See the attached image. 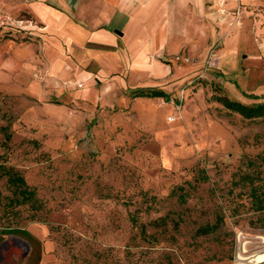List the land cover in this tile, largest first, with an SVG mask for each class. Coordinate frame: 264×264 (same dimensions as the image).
I'll list each match as a JSON object with an SVG mask.
<instances>
[{"label": "rangeland", "instance_id": "obj_1", "mask_svg": "<svg viewBox=\"0 0 264 264\" xmlns=\"http://www.w3.org/2000/svg\"><path fill=\"white\" fill-rule=\"evenodd\" d=\"M255 1L192 2L190 19L212 22L220 38H118L114 73L93 64L87 77L80 68L58 82L36 52L47 44L32 34L35 16L8 0L0 43H30L15 58H36L0 75V164L24 176L39 204H9L13 191L0 181V264H255L264 118L218 101L264 104V0ZM139 14L147 23V10ZM118 20L123 36L127 15ZM234 26L246 38L232 41ZM142 90L163 96L136 97ZM208 226L216 230L202 234Z\"/></svg>", "mask_w": 264, "mask_h": 264}, {"label": "crops", "instance_id": "obj_2", "mask_svg": "<svg viewBox=\"0 0 264 264\" xmlns=\"http://www.w3.org/2000/svg\"><path fill=\"white\" fill-rule=\"evenodd\" d=\"M19 1L22 3L21 9L29 11L37 20L31 29L32 34L43 38L47 46L42 44L39 47L36 46V52L41 58L52 60L51 77L58 82H60L59 76L80 68H83L84 77H87L92 73L89 69L93 64L100 75L108 76L114 73L116 68L108 67L107 60L109 59L108 53L117 55L118 38H157V34L162 31L165 37L170 38L171 33L175 32L181 36H187L190 30L193 32V38H220V33L213 30L212 22L199 26L196 20L190 19L188 7L195 1L197 7H203L204 0ZM7 2L8 0H0V11L10 10ZM239 3L255 5L257 1L239 0ZM141 10L148 12L147 17L145 15L144 18L142 17V20L147 23L141 24L139 16ZM243 10L246 8L243 7ZM119 15H127L128 22L122 28L123 36L118 35V30L121 28ZM233 31L234 34L230 37L232 41L236 39L241 41L246 38V33L237 27L234 26ZM142 35L144 37H141ZM221 35L230 41V38L226 37V32ZM29 44L17 43L13 40L0 43L1 79L9 77L7 74L10 72L19 74L22 71L19 68L27 60L17 61L15 56H19ZM14 53H19V55ZM111 57L114 58V56ZM33 58L30 63L34 61ZM54 66L57 67L58 74H54ZM31 92H35L37 96L43 93L36 87L30 86L28 93Z\"/></svg>", "mask_w": 264, "mask_h": 264}, {"label": "trees", "instance_id": "obj_3", "mask_svg": "<svg viewBox=\"0 0 264 264\" xmlns=\"http://www.w3.org/2000/svg\"><path fill=\"white\" fill-rule=\"evenodd\" d=\"M163 96V93L153 90V91H141L136 94V97H158ZM219 103H221L226 109L240 114L246 119H261L264 118V104L248 107L238 102L230 101L226 98H218ZM6 179V183L13 191V196L9 202L11 205H30L37 206L39 204L37 192L32 189L27 183L24 176H22L13 167H8L5 164H0V181ZM252 206L255 211L264 212V192L260 193L258 188H252ZM264 220V216H263ZM216 230L215 226H208L201 230L202 234H209ZM5 234H17L24 239H26L29 244L33 245L36 243V238L25 230H7Z\"/></svg>", "mask_w": 264, "mask_h": 264}, {"label": "bare ground", "instance_id": "obj_4", "mask_svg": "<svg viewBox=\"0 0 264 264\" xmlns=\"http://www.w3.org/2000/svg\"><path fill=\"white\" fill-rule=\"evenodd\" d=\"M252 262L255 264H260L264 262V253L254 256V258L252 259Z\"/></svg>", "mask_w": 264, "mask_h": 264}, {"label": "water", "instance_id": "obj_5", "mask_svg": "<svg viewBox=\"0 0 264 264\" xmlns=\"http://www.w3.org/2000/svg\"><path fill=\"white\" fill-rule=\"evenodd\" d=\"M19 241H21V242H24L23 240H21V239H18ZM25 243V242H24Z\"/></svg>", "mask_w": 264, "mask_h": 264}, {"label": "built area", "instance_id": "obj_6", "mask_svg": "<svg viewBox=\"0 0 264 264\" xmlns=\"http://www.w3.org/2000/svg\"><path fill=\"white\" fill-rule=\"evenodd\" d=\"M81 86V85H80Z\"/></svg>", "mask_w": 264, "mask_h": 264}]
</instances>
